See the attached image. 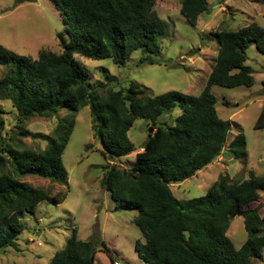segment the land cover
<instances>
[{
  "label": "trees",
  "instance_id": "trees-1",
  "mask_svg": "<svg viewBox=\"0 0 264 264\" xmlns=\"http://www.w3.org/2000/svg\"><path fill=\"white\" fill-rule=\"evenodd\" d=\"M180 1L181 14L195 26L207 11L208 1ZM54 2L66 24L67 37L58 35L61 54L42 51L34 59L0 45V66L5 68L0 78V100L12 102L19 123L68 112L51 136L20 133L35 140L43 138L48 143L44 150L12 146L3 136L5 120L0 116V255L17 248L25 230L23 214H34L45 201L60 203L65 196L53 197L50 190L33 187L24 178L49 180L69 191L63 154L75 129V116L87 106L94 138L105 159L136 152L128 135L135 121L145 119L156 124H150L143 151L136 152L138 165L128 169L109 164L100 181L117 208L138 212L134 224L144 243L138 242L136 250L146 264H255L253 261L260 260L264 252V216L252 205L264 192V176L250 172L243 181L222 176L204 196L188 201L179 200L173 186L193 178L224 151L233 125L220 118L212 89L254 86L253 70L246 65L247 50L254 44L264 55V28L254 23L238 31L215 34L218 57L198 96L178 91L154 95L137 82L121 90L104 91L92 86L75 55L111 59L122 67L134 53L157 54L168 24L155 12L156 0ZM177 107L182 112L171 124L160 121ZM254 129H264V104ZM230 148L234 159L246 157L243 133ZM236 217L244 219L248 235L239 250L227 236ZM96 245L79 240L75 229L65 250L57 252L50 264H95ZM100 246L117 263L113 251L104 242Z\"/></svg>",
  "mask_w": 264,
  "mask_h": 264
},
{
  "label": "rangeland",
  "instance_id": "rangeland-1",
  "mask_svg": "<svg viewBox=\"0 0 264 264\" xmlns=\"http://www.w3.org/2000/svg\"><path fill=\"white\" fill-rule=\"evenodd\" d=\"M207 1V11L192 26L181 14L180 0H156L154 10L168 24L157 54L134 53L122 67L111 59L92 60L75 55V60L89 75L92 86L102 87L104 91L121 90L128 88L131 82H137L154 95L178 91L198 96L218 57L215 34L223 30L238 31L254 23L264 28V0ZM65 28L64 18L54 0H0V45L19 55L37 59L42 51L61 54L58 35L64 33L66 36ZM247 57L246 65L253 70L254 86L212 89L220 118L233 125L225 149L193 178L173 186L179 200L204 196L222 176L237 181L248 179L250 172L264 176V129H254L264 104V55L251 44ZM4 73L5 68L0 66V78ZM112 78L115 80L111 81ZM181 112L177 107L160 121L171 124ZM67 115L68 112L61 111L50 118L35 116L21 124L12 102L0 100V116L5 120L3 136L20 150L46 149L48 143L43 138L35 140L22 137L20 133L27 131L51 136ZM75 120V129L63 154V164L69 174V191L66 186L49 180L23 179L33 187L50 190L53 197L65 196L60 203L45 201L37 206L34 214L21 216L25 230L16 249H8L0 255V264H50L57 252L65 250L75 229L79 240L97 243L95 264H114L102 251L101 242L113 251L115 261L120 264H146L136 250L138 242L144 243L134 224L138 212L117 208L111 193L101 187L100 181L109 164L128 169L138 165L136 152L147 140L150 124H153L145 119L135 121L128 135L136 152L119 159H105L100 143L94 138L89 107H82ZM240 133L246 139V157L236 160L230 146ZM252 208H257L264 216V192ZM261 235L264 236V226ZM227 236L236 250L244 245L248 235L242 217L232 220ZM253 262L264 264V252L260 260Z\"/></svg>",
  "mask_w": 264,
  "mask_h": 264
},
{
  "label": "water",
  "instance_id": "water-1",
  "mask_svg": "<svg viewBox=\"0 0 264 264\" xmlns=\"http://www.w3.org/2000/svg\"><path fill=\"white\" fill-rule=\"evenodd\" d=\"M24 1H26V2H33L34 0H24ZM155 126H156V124L153 123V127H155Z\"/></svg>",
  "mask_w": 264,
  "mask_h": 264
},
{
  "label": "built area",
  "instance_id": "built-area-1",
  "mask_svg": "<svg viewBox=\"0 0 264 264\" xmlns=\"http://www.w3.org/2000/svg\"><path fill=\"white\" fill-rule=\"evenodd\" d=\"M142 151H143V149H141V152H142ZM115 264H120V263L117 262V263H115Z\"/></svg>",
  "mask_w": 264,
  "mask_h": 264
},
{
  "label": "crops",
  "instance_id": "crops-1",
  "mask_svg": "<svg viewBox=\"0 0 264 264\" xmlns=\"http://www.w3.org/2000/svg\"><path fill=\"white\" fill-rule=\"evenodd\" d=\"M139 152H141V149H140V151Z\"/></svg>",
  "mask_w": 264,
  "mask_h": 264
}]
</instances>
